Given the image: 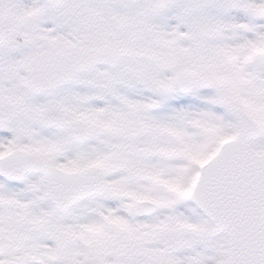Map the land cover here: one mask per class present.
<instances>
[{"label": "snow or ice", "instance_id": "obj_1", "mask_svg": "<svg viewBox=\"0 0 264 264\" xmlns=\"http://www.w3.org/2000/svg\"><path fill=\"white\" fill-rule=\"evenodd\" d=\"M0 264H264V0H0Z\"/></svg>", "mask_w": 264, "mask_h": 264}]
</instances>
